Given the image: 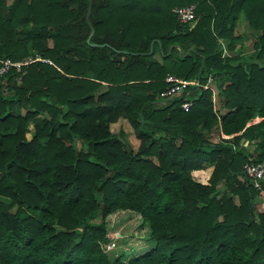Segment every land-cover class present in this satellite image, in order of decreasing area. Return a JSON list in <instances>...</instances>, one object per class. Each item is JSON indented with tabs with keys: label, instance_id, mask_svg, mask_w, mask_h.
<instances>
[{
	"label": "trees",
	"instance_id": "16d2710c",
	"mask_svg": "<svg viewBox=\"0 0 264 264\" xmlns=\"http://www.w3.org/2000/svg\"><path fill=\"white\" fill-rule=\"evenodd\" d=\"M187 3L181 23L171 8ZM86 5L0 0V63L50 61L0 73V264H264V209L242 172L264 164V0ZM168 73L198 82L185 110L159 104ZM119 118L134 149L109 129ZM125 209L151 244L121 259L102 243Z\"/></svg>",
	"mask_w": 264,
	"mask_h": 264
},
{
	"label": "built area",
	"instance_id": "2783aa9c",
	"mask_svg": "<svg viewBox=\"0 0 264 264\" xmlns=\"http://www.w3.org/2000/svg\"><path fill=\"white\" fill-rule=\"evenodd\" d=\"M171 11L173 12L175 18L177 21L181 23H189L194 18V3H187L185 5H176L171 8ZM221 54L223 52L221 51ZM40 60V61H46L50 62L49 60H46L43 57H40L39 55L35 54L32 57L28 56L26 59H23L21 61H10L7 58L2 59L0 63V73H2L4 70L7 69L10 65L18 66L19 64H23L26 61L29 60ZM164 81L166 82V86L161 89L158 92V96L162 99L161 103L163 104L166 102L167 99L170 98H176L178 101V106L185 110L187 109L191 103L192 100L190 97L185 96L186 88L188 85L196 84L198 85V82L196 80H191L188 78H183L176 76L175 74L168 73L164 76ZM202 87H208L211 90L214 89L212 87V80L210 76H207L206 82L202 84ZM212 100V98H211ZM213 103V102H212ZM242 172L244 178L247 180V182L252 185L256 191V202H263L264 205V164L262 162H253V161H247L243 164ZM257 209H264V207H260ZM116 238L115 233L112 234V237L110 240L106 241V243H102V248L104 251H110L111 252L115 249L116 241L114 240ZM114 256H116V253H114Z\"/></svg>",
	"mask_w": 264,
	"mask_h": 264
},
{
	"label": "rangeland",
	"instance_id": "374dc122",
	"mask_svg": "<svg viewBox=\"0 0 264 264\" xmlns=\"http://www.w3.org/2000/svg\"><path fill=\"white\" fill-rule=\"evenodd\" d=\"M246 37L247 39L244 41V48L242 51L244 53H249L252 50V38H249L248 36ZM219 42L220 50L223 52V54H226L227 50L224 46V42L222 40ZM126 123L127 121L122 118V120L120 119L119 122L114 121V123H109V129L112 131H120L125 140L130 144V141L132 140V133L130 130H128L129 128ZM26 135L28 136L29 132H27ZM213 136H215L214 133ZM132 149H134V146ZM202 169L204 170V168ZM193 177L199 179L197 175H193ZM260 207H264L263 202H258L256 204V208ZM94 219L98 220L97 217ZM104 222L107 233L110 236L108 240L111 239L113 233L116 235V238L114 239L116 241L115 249L112 252L111 250L107 251L108 254L112 256H114V253H116V255H121V259H125L130 256L142 253L151 244L147 236V224L141 220L140 216L136 212L126 209L116 210L106 215ZM104 243H106V241Z\"/></svg>",
	"mask_w": 264,
	"mask_h": 264
},
{
	"label": "crops",
	"instance_id": "0c3cea01",
	"mask_svg": "<svg viewBox=\"0 0 264 264\" xmlns=\"http://www.w3.org/2000/svg\"><path fill=\"white\" fill-rule=\"evenodd\" d=\"M239 29L241 30V31H244L246 34H247V36L250 38H252L253 39V35L250 33V31L246 28V27H244V24L242 23V22H240L239 23ZM242 48H244V44H243V46H242ZM225 82H228V80L227 79H225L224 80ZM213 85V90H212V95H211V98H212V102H213V107H214V109H218V100H217V95H216V87H215V85L214 84H212ZM121 120H122V118H120ZM120 119H117L116 121L117 122H119V120ZM115 121V122H116ZM114 123V122H113ZM127 124V123H126ZM127 126H128V130H130L131 131V129H130V127H129V125L127 124ZM131 133H132V131H131ZM129 139V138H128ZM130 146H131V148H133V146H134V148L136 147V145H137V140L135 139V137L133 136V134H132V140L130 141V144H129ZM205 164V167H204V170L202 169H200V170H193L192 171V173L193 174H196L197 175V177H199V180L201 181V182H204L205 180H206V178H207V176H208V174H209V172H210V170H211V167H212V164H210V163H204ZM254 202H256V197L254 198ZM256 204V203H255ZM256 206V205H255ZM150 246V245H149Z\"/></svg>",
	"mask_w": 264,
	"mask_h": 264
},
{
	"label": "water",
	"instance_id": "95a60500",
	"mask_svg": "<svg viewBox=\"0 0 264 264\" xmlns=\"http://www.w3.org/2000/svg\"><path fill=\"white\" fill-rule=\"evenodd\" d=\"M89 5H90V0H87L86 13L89 10ZM193 23H194V21H193ZM116 137L120 140V142L124 143V139L122 137H120L119 135H116ZM124 147H125L126 150L131 149V147L128 144H125Z\"/></svg>",
	"mask_w": 264,
	"mask_h": 264
}]
</instances>
